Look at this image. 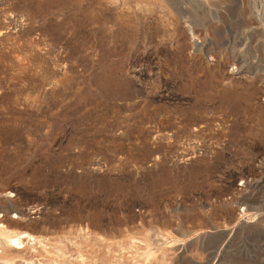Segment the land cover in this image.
Here are the masks:
<instances>
[{
  "label": "rangeland",
  "instance_id": "1",
  "mask_svg": "<svg viewBox=\"0 0 264 264\" xmlns=\"http://www.w3.org/2000/svg\"><path fill=\"white\" fill-rule=\"evenodd\" d=\"M5 210L39 262L264 264V0H0Z\"/></svg>",
  "mask_w": 264,
  "mask_h": 264
},
{
  "label": "bare ground",
  "instance_id": "2",
  "mask_svg": "<svg viewBox=\"0 0 264 264\" xmlns=\"http://www.w3.org/2000/svg\"><path fill=\"white\" fill-rule=\"evenodd\" d=\"M9 217L10 216H8V213L6 212V210L0 211V264H45L46 262L47 264H53L50 260L39 262V260L37 259V257L39 256V252L47 244L46 238L41 237V236L31 235L30 233H27L24 231L20 232V231L9 230L8 228L13 223ZM85 245L83 247H85ZM78 247L79 245L77 246V248L74 247L75 248L74 254L69 255V256H67L65 251H63L64 249H61L60 247L56 248L60 252L59 256L63 257L62 259L70 260L68 258L70 256L71 257L73 256L72 257L73 259L70 262H65L63 264H68V263L69 264H92L93 262L94 264H96V262L100 264V262L98 261H100L99 259L100 258L102 259V257H99V259L96 258L97 261L96 260L92 261V259H95V258H92L90 253H88L90 252L92 248L88 250L87 248L84 249L83 247H80V248ZM91 254H92V251H91ZM107 259L106 261L104 259L105 263L109 262V260L107 261ZM114 259L115 258H113V260ZM65 260H62V261H65ZM90 260L92 261V263ZM114 261L116 262L117 259H115ZM109 263L113 264L114 262L110 260ZM125 264H132V263H128L127 261L125 262Z\"/></svg>",
  "mask_w": 264,
  "mask_h": 264
},
{
  "label": "water",
  "instance_id": "3",
  "mask_svg": "<svg viewBox=\"0 0 264 264\" xmlns=\"http://www.w3.org/2000/svg\"><path fill=\"white\" fill-rule=\"evenodd\" d=\"M239 227V225L237 227H235V229H237ZM226 234V233H225Z\"/></svg>",
  "mask_w": 264,
  "mask_h": 264
}]
</instances>
